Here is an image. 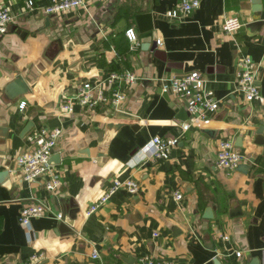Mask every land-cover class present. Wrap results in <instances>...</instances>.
Listing matches in <instances>:
<instances>
[{
    "label": "crops",
    "instance_id": "crops-1",
    "mask_svg": "<svg viewBox=\"0 0 264 264\" xmlns=\"http://www.w3.org/2000/svg\"><path fill=\"white\" fill-rule=\"evenodd\" d=\"M27 1L0 0L15 17L0 37V172L10 171L0 182V264H139L146 255L176 264H264V109L235 92L244 54L264 96V24L253 22L256 15L264 22V0L258 14L251 0H199L177 19L166 13L181 0H86L87 9L56 15L43 10L50 0H34L33 10ZM234 14L243 26L225 34L221 24ZM127 29L136 41H128ZM122 69L139 79L125 89L122 108L137 121H116L108 107L90 114L76 105L73 114H61L83 84ZM191 73L219 102L203 125H190L183 100L162 90L164 80ZM19 76L29 92L10 99L6 89ZM31 123L30 132L62 130L55 192L46 189L48 176L29 182L17 167L31 149L30 132L24 135ZM259 136L261 145L254 143ZM153 137L177 140L170 157L129 167ZM224 140L245 157L243 171L215 166ZM114 179L134 180L137 193L119 190L86 216ZM32 198L52 213L33 219L27 234L19 215ZM73 209L79 212L72 231L61 232L57 214L66 218ZM40 253L45 258L32 262Z\"/></svg>",
    "mask_w": 264,
    "mask_h": 264
},
{
    "label": "built area",
    "instance_id": "built-area-1",
    "mask_svg": "<svg viewBox=\"0 0 264 264\" xmlns=\"http://www.w3.org/2000/svg\"><path fill=\"white\" fill-rule=\"evenodd\" d=\"M200 5L199 0H181L179 4L167 11L168 19H177L181 15H188ZM83 7L87 9L86 0H50L43 7L46 14L56 15L71 9ZM28 10L36 8L34 0L27 1ZM15 17L7 6L0 7V37L7 35L10 27L14 24ZM243 24L236 14L230 15L223 20L221 29L225 34H235ZM125 37L130 42L137 40V35L133 29L125 31ZM156 44L161 45L157 40ZM239 70L236 76L235 92L242 95L247 103L257 102L264 109V96L261 94L256 83V66L247 55L240 54L238 60ZM138 77L131 71L122 69L121 71H112L105 78L96 83H85L80 88L78 94L74 97L66 98L60 107L62 115H71L74 113L76 105H80L85 112L96 114L101 107H108L113 114L123 111L126 94L125 89L138 81ZM162 90L169 93L187 104L189 113V122L192 124L203 125L207 123L213 113L218 109L219 102L215 99L212 91L202 86V80L197 73H191L182 77H172L162 82ZM62 134L59 128H37L30 132L27 140L30 144V150L22 155L17 161V167L26 181H34L44 176L49 180L46 189L49 192H55L61 187L60 174L55 171L51 158L56 152L58 139ZM177 140H166L160 137H153L145 146L137 150L133 158L127 165L134 167L147 161H164L170 157L171 150L176 146ZM245 161V157L236 150L232 141H219L217 144L215 166L226 172H233ZM125 190L131 195L138 191L137 183L132 179L118 180L114 179L111 185L105 190L104 194L92 204L86 211V216L95 213L103 204H105L117 191ZM182 194L176 191L173 194L175 201L180 202ZM52 212L50 208L38 198H32L24 206L19 215V222L22 227L30 232L33 219L48 217ZM57 219L64 221L63 214H57ZM156 237L157 235L154 234ZM241 252L236 253L240 256ZM45 258L44 253L37 254L31 258L32 262H38ZM92 259H98L99 256L93 252ZM139 264H176L169 260H163L146 255L139 258Z\"/></svg>",
    "mask_w": 264,
    "mask_h": 264
},
{
    "label": "water",
    "instance_id": "water-1",
    "mask_svg": "<svg viewBox=\"0 0 264 264\" xmlns=\"http://www.w3.org/2000/svg\"><path fill=\"white\" fill-rule=\"evenodd\" d=\"M251 3H252V6H251L252 10L256 11L258 14V12L261 8V4H260L259 0H251ZM49 21H50V19L48 18L47 19V25L48 26H50ZM253 22L259 23L260 25L264 24V22L260 21V19H259V17H257V15L255 18H253ZM28 92H29V86L21 76H19L17 79H15L6 89V95L10 99L19 98L20 96H23L24 94H27ZM183 102H184L185 108H187L186 102L185 101H183ZM186 114L188 115L187 112H186ZM114 119L116 121H120V120L137 121V118L134 115L126 113L124 111L116 112L114 115ZM117 125H118V127H121L120 124H117ZM33 128H34V124L33 123L29 124L24 130V135L26 136ZM213 132L214 131H208V130L206 131V133H208L210 135H212ZM254 143L258 144V145L263 144L261 136L256 137V140ZM60 158L61 157L59 155H53V157L51 158V163L52 164H59ZM7 167H9V165ZM243 167H244V165L241 164L237 168V170L243 171ZM9 175H10L9 170H5V171L0 172V182L5 180ZM78 212H79L78 209L69 210L68 216L64 219L63 223H61V225H60V231L61 232H67L68 233V232L72 231V228H73V225L75 223ZM230 215L236 216L237 213L232 212ZM130 261H132V260H130ZM127 263L131 264L129 262V260L127 261ZM214 264H220V263L218 260H215Z\"/></svg>",
    "mask_w": 264,
    "mask_h": 264
}]
</instances>
